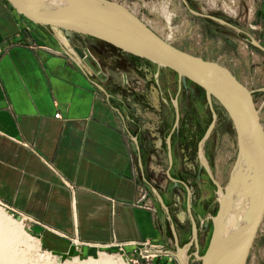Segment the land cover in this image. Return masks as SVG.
Returning <instances> with one entry per match:
<instances>
[{"label":"crops","instance_id":"1","mask_svg":"<svg viewBox=\"0 0 264 264\" xmlns=\"http://www.w3.org/2000/svg\"><path fill=\"white\" fill-rule=\"evenodd\" d=\"M244 1L246 29L228 24L250 45L252 69L241 81L264 103V0ZM90 38L36 25L0 0L1 207L46 249L67 250L75 237L79 251L129 257L150 239L169 245L168 255L185 264L183 250L165 235L172 226L175 242L184 236L171 224L183 212L155 207L148 195L150 207L138 203L147 150L138 146L134 119L123 115L121 96L83 60ZM131 240L123 250L115 244Z\"/></svg>","mask_w":264,"mask_h":264},{"label":"rangeland","instance_id":"2","mask_svg":"<svg viewBox=\"0 0 264 264\" xmlns=\"http://www.w3.org/2000/svg\"><path fill=\"white\" fill-rule=\"evenodd\" d=\"M115 1L132 10L166 40L188 52L223 64L240 81L243 80L244 72L252 69L251 63H248L247 49L250 45L247 39L243 40V33L235 31L230 24L221 23H231L245 30L247 22L244 15L247 9L244 0H238V6L230 0H188L194 6L192 10L201 13L205 21L190 17L183 0ZM206 15L218 17L219 20ZM90 40L89 50L99 64L98 69L94 61L90 60L96 69L95 73L121 96L127 106L123 108V115L127 114L128 120L134 119L132 126L141 131L139 138L147 150L141 161L145 173L141 180L142 189L151 200L154 199L152 203L155 207L162 203L169 205L171 213L183 212V219L179 220L176 216L171 224L180 233L183 231L184 236H177L175 242L174 229L166 226V238L172 244L176 243L177 249L183 250L185 264H200V255L212 234V220L219 207L220 187L224 191L237 155L233 123L218 99L213 95L208 96L195 81L182 78L169 67L126 53L102 40ZM243 42L246 47L242 46ZM179 85L181 93L177 98L175 95ZM252 96L264 125L261 94L252 92ZM210 104L216 112L214 118ZM173 129L174 134H170ZM2 223L12 230L18 229L17 233L11 232L13 239L7 249V264H75L103 257L112 258L111 261L123 259L126 264H132L126 253L123 255L113 249L79 251L75 256L62 259L59 255L51 254L50 249L42 247L20 217L0 206ZM167 247L171 249L169 245ZM152 262L180 264L170 255H158ZM246 264H264V215Z\"/></svg>","mask_w":264,"mask_h":264},{"label":"water","instance_id":"3","mask_svg":"<svg viewBox=\"0 0 264 264\" xmlns=\"http://www.w3.org/2000/svg\"><path fill=\"white\" fill-rule=\"evenodd\" d=\"M8 1L20 15L36 25L83 34L126 53L147 58L175 70L182 78L195 81L208 96L218 99L235 128L237 155L225 184L224 199L219 198V207L212 220V234L200 255V264H246L264 215V125L251 90L223 64L177 47L115 0ZM82 56L94 71L91 59L99 69L86 45ZM240 162H244L245 168L250 164L251 178L242 187L233 189L229 183ZM235 190L239 193L232 192ZM245 193L246 197L241 196ZM233 194L240 196L242 201L237 209L241 210L238 217L229 216ZM50 253L64 259L77 255L79 249L70 243L67 250L51 249Z\"/></svg>","mask_w":264,"mask_h":264},{"label":"bare ground","instance_id":"4","mask_svg":"<svg viewBox=\"0 0 264 264\" xmlns=\"http://www.w3.org/2000/svg\"><path fill=\"white\" fill-rule=\"evenodd\" d=\"M201 158L204 161L202 152H201ZM234 171H236V172L232 175V179L229 183L230 184L229 186H232L233 189L238 188V187H242L244 185V183H246L251 178L250 177L251 176L250 164H248V168H245L244 162H240ZM248 174H249V176H248ZM245 176L247 178H245ZM217 185H218V183H217ZM236 190L232 191V192H234L235 194H238L239 192H236ZM245 192H247V189L245 190ZM219 193H220L221 200H223L224 199V192H223L221 187H220ZM235 194H233V196H232L233 197V207L230 209L231 212H229L230 217H233V215L238 217L241 214V210H237V209L240 207L242 201L240 200V196L237 197ZM243 195H244V197L247 196L246 193L242 194L241 196H243ZM225 199H226V197H225ZM182 214H181V217H182ZM0 231L1 232L3 231V234L0 235V252H3L1 254L2 257L0 256V258H1L0 262L3 264H7L8 261L5 260V258L8 256L7 249L9 248L8 246L12 243V239H13L11 236L12 235L11 232L13 231V232L17 233L18 229L15 228L12 230L10 227H8L7 225L2 223V224H0ZM11 246H13V245H11ZM5 254H7V255H5ZM111 260H113V259L112 258L110 259L107 257H103L100 259L91 258V259L86 260V261L76 262L75 264H126V262L123 259H118L117 261H111ZM72 264H74V263H72Z\"/></svg>","mask_w":264,"mask_h":264},{"label":"built area","instance_id":"5","mask_svg":"<svg viewBox=\"0 0 264 264\" xmlns=\"http://www.w3.org/2000/svg\"><path fill=\"white\" fill-rule=\"evenodd\" d=\"M59 115V113H57ZM138 203H142L143 205H146L147 207H150L152 205L151 201L147 200V194L144 192L142 187L139 188V197H138ZM0 206H2V202L0 201ZM136 241H126V242H116L115 244L123 250L124 245L126 244H135ZM71 243L75 245L76 248H78V245L80 244V241L76 239L75 237L71 238ZM125 243V244H124ZM131 255L127 258L129 261H132V264H156L152 262V259L158 255H168L170 252V249L161 242L153 241L150 239H145L139 241V243L131 248ZM121 254L125 255L123 252ZM120 254V255H121ZM131 259V260H130Z\"/></svg>","mask_w":264,"mask_h":264},{"label":"flooded vegetation","instance_id":"6","mask_svg":"<svg viewBox=\"0 0 264 264\" xmlns=\"http://www.w3.org/2000/svg\"><path fill=\"white\" fill-rule=\"evenodd\" d=\"M183 6H184V8L185 9H187L186 11H188V13L187 14H189L190 15V17L191 16H195V17H198V18H200L201 20H203L202 19V14L201 13H197V12H195V11H193L192 10V6H193V4L191 3V1H188V0H183ZM194 7V6H193ZM198 14H201V16H198ZM207 17H209V18H211V19H214V20H216L215 19V17L214 16H212V15H206ZM206 20V18L204 19V21ZM217 21V20H216ZM207 22V21H206ZM221 23H223V24H228V23H224V22H222L221 21ZM181 85H179L178 86V91L176 92V95H175V97H179V94L181 93V87H180ZM196 87V86H195ZM180 89V90H179ZM177 93H178V95H177ZM209 103H211V101L209 102ZM178 108V105H177V99H176V104H175V109H177ZM210 109H211V115L213 116V118L215 117V115H216V112L214 111V108H213V106L210 104ZM174 129L170 132V134L172 133V134H174ZM169 134V135H170ZM138 146L139 147H142L143 145H142V140L139 138V140H138ZM149 146L150 147H152V144H149Z\"/></svg>","mask_w":264,"mask_h":264}]
</instances>
